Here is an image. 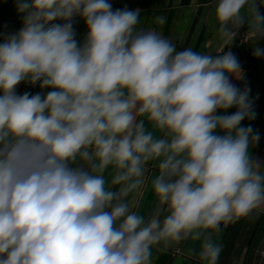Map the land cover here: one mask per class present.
I'll return each instance as SVG.
<instances>
[{"label": "clouds", "instance_id": "9594fccd", "mask_svg": "<svg viewBox=\"0 0 264 264\" xmlns=\"http://www.w3.org/2000/svg\"><path fill=\"white\" fill-rule=\"evenodd\" d=\"M14 3L22 27L0 34V264H153L154 248L189 240L218 264L221 225L264 210L260 134L241 126L254 99L232 83L243 71L230 50L247 25L264 57V0H217L215 56L178 51L110 0ZM22 83L41 91L18 94Z\"/></svg>", "mask_w": 264, "mask_h": 264}, {"label": "crops", "instance_id": "0c3cea01", "mask_svg": "<svg viewBox=\"0 0 264 264\" xmlns=\"http://www.w3.org/2000/svg\"><path fill=\"white\" fill-rule=\"evenodd\" d=\"M113 9L127 6L129 9H141V23L138 27L154 29L165 39H170L178 51L191 48L202 54L219 55L222 41L216 33L214 11L217 0H110ZM264 14V8L260 9ZM156 15H163L165 23L157 25ZM22 27V17L15 8L14 0H0V34L18 31ZM77 40L82 41L86 35L84 21L76 18L74 25ZM247 25L239 30L238 36L230 45V50L241 65L243 79L231 77L238 88H250V99H254L256 118L241 122V126L251 125L260 134L259 143L250 149L253 157L264 163V57L254 58L251 41L247 39ZM264 47V40L259 41ZM229 49H225L228 51ZM50 89L43 90L45 93ZM41 89L22 83L18 94L30 92L35 94ZM236 111L228 110V114ZM157 170L149 166L148 182L138 197V210L142 215H150L156 207V199L151 189V177ZM129 200L132 199L130 196ZM214 239L223 245L218 264H264V214L260 211L248 217H242L227 226L221 225V231ZM193 249L192 252L189 250ZM200 242L184 241L166 250L153 249V264H201L199 260Z\"/></svg>", "mask_w": 264, "mask_h": 264}, {"label": "built area", "instance_id": "2783aa9c", "mask_svg": "<svg viewBox=\"0 0 264 264\" xmlns=\"http://www.w3.org/2000/svg\"><path fill=\"white\" fill-rule=\"evenodd\" d=\"M261 212L264 214V210H261Z\"/></svg>", "mask_w": 264, "mask_h": 264}]
</instances>
